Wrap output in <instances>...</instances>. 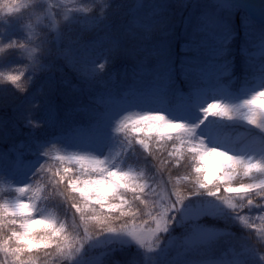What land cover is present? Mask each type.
<instances>
[{
	"label": "rangeland",
	"instance_id": "374dc122",
	"mask_svg": "<svg viewBox=\"0 0 264 264\" xmlns=\"http://www.w3.org/2000/svg\"><path fill=\"white\" fill-rule=\"evenodd\" d=\"M90 1L93 2L94 11L90 13L91 15H87L84 9ZM247 9L252 12V8L247 7ZM235 10L232 1L231 7L226 6V0H6V3H2L0 16L4 22L0 26V57H4L9 62L18 50L25 52V47L13 46L15 43L13 40L15 41L20 32H25L28 40H33L39 36L42 28H47L50 24L49 31L52 30V35L49 42L52 43L53 49L50 53L46 51L44 60L40 61H43V64L39 65L40 69L37 73L43 76L41 79L43 82L37 91L46 88V81L56 87L58 79L62 78L61 84L66 87L65 91L76 93L80 98L77 99V103L84 102L81 100L84 92H92L95 93L96 102L106 101L109 109L102 114L98 110L95 111L96 106L90 109L84 106L85 114L91 117L97 116L101 123L90 122L87 124L89 129L84 128L83 132H76L69 139L45 145L38 143L33 150L20 144L9 147V152L14 156L18 155L20 150L23 151L21 159L25 161V165L28 164L29 171H25L24 176H15L14 171L7 174L0 170V190H10L17 194L21 192L19 189H24L18 200H15L16 197L4 196L1 215L14 217L11 213L18 204H30L33 217L51 222L58 230L56 238L60 239V232L65 230L64 222L58 221L59 216L54 208L42 202L41 185L36 182L33 186L29 178L39 168L42 171L48 168L49 162L46 159L58 160L63 167L66 165L80 167L76 158H82L86 166L92 160H103L110 171L128 172L135 178V183L146 185L140 195L150 208L145 220L149 221L152 228H155V223L151 221V216L163 211L169 203H174L176 194L188 199L169 214L176 217L166 233L171 242L168 243V247H160L157 255L144 251L149 244L155 243L153 237L146 238L145 248H141L126 235L129 231L141 230V225L146 232L149 225L144 224L145 220L121 225L116 228L118 232L103 231L104 228L94 231L90 228V224L94 221L98 222L93 217L100 214V219L103 218V212H107V209L89 207L82 217L73 205L72 209L77 215L78 222L87 228L85 229L87 238L80 241L85 243L84 248L77 246L79 251L75 252L70 264H94L97 258L95 249H104L102 254L117 252L115 264L126 262L150 264L152 258L154 264H184L185 259L211 260L212 264H261L257 259V254L264 252V212L259 210L262 207L260 202L258 207L251 209L245 207L239 211L238 214L243 215L245 220L238 221L235 218V210L228 208L221 199L211 197L208 193L186 196L181 191L174 190L177 181L174 177L167 178V184L158 180L152 183L149 179H140L143 177L142 169L133 164H125L124 158H121L122 152L127 153L132 148V141L146 154L152 149L155 155H158V159L162 157V153H159L160 149H166V158L170 159H177L184 154L194 157L187 146L195 142H203L209 149L244 159L251 158L254 163H264V132L257 127L260 124L264 125V98L255 102V124H248V109L240 107L245 100L250 99L257 92L264 91V39L254 37L250 28L246 26L248 24L246 18L238 17ZM13 15L18 16L12 20ZM207 15L214 16L218 21L220 25L218 33L200 31L199 18ZM56 17L59 19H55ZM22 18H26L22 28L14 31V28L19 26L16 22ZM93 27L112 31L105 44L108 49L114 52L117 50L115 54L119 58L120 67L124 69L126 65L132 66L129 76L123 69L120 76L110 78L106 70H101L97 66H89L81 70L72 66L71 59L87 62L94 57L78 54H73L71 57L70 54H66L67 49L64 46L71 38L78 37V30L81 31L80 37L83 40L85 30ZM239 28L242 39L231 43V40L237 36L236 31ZM131 30L134 32L130 33ZM189 47L193 51H188ZM107 57L111 59V56L106 54L103 59ZM24 58L27 61L26 66L32 69L35 66L34 49H30ZM190 64L191 73L186 75V69ZM65 65L73 70H71L72 77H78L79 86L73 84L69 72L64 70ZM239 67L241 73L235 71ZM165 73L170 77L167 83L161 78ZM101 75L109 77L111 86L115 85L118 79L129 83L124 84V90L120 88L109 92L111 88H108L105 91L95 82ZM3 87L4 84H0V89ZM3 94L6 95L4 89L0 91V96L3 97ZM13 96L9 94L6 97ZM23 98L32 103L35 112L45 114L51 111L48 105L44 107L46 100L42 96H36L35 92L29 94L28 91L24 93ZM209 103L228 105L232 109L230 113L232 118L230 120L220 116L205 118L203 109ZM144 115H163L167 120L182 123L194 131L191 136H186L178 129L159 134L157 130L147 127L117 130L121 121L126 120L131 124ZM11 117V111L0 114V143L9 142L10 146L12 142L23 141V135L8 137L6 140L1 137L8 133L6 125L11 124ZM27 125L28 122L24 127ZM243 130L251 131L253 134H247L246 138L258 140V143L251 145L248 141L249 145H247L242 142ZM175 135L181 138L172 145L169 143L170 137ZM194 161L196 168L198 165L195 157ZM203 163L209 171L197 173L194 170L196 173L194 181L196 183L203 181L204 175L208 174L211 176L208 185L223 183L216 179L218 173L212 174V169L217 166L215 162L209 158ZM38 178L41 179L42 175L40 174ZM261 181H264V175L256 171L244 175L242 169L237 166L229 183L233 187H239L241 184H258ZM74 194L80 200L78 193ZM217 195L231 198V202L237 204L238 209L239 203H242L239 202L237 194L223 193V187ZM258 197H254L255 205ZM197 206H206L216 211L215 215L201 217L200 223L213 227L220 235L207 243L186 248L183 241L190 229L180 237L174 234V231L182 222L183 225L188 224L184 216L188 209ZM212 217L217 221L212 222ZM17 226L20 228V224ZM41 227L45 228V225H36L32 232L36 234V229ZM234 227L240 228L246 234L235 233ZM246 228L255 230L252 237L249 236ZM9 233L11 236L13 232ZM163 234L161 233L160 236ZM122 245H136L139 251L132 254L125 253L119 247ZM107 246L110 248H105ZM45 248L44 244L33 245L28 252L33 255L41 254L47 250ZM181 249H184L183 252ZM184 253H188V256Z\"/></svg>",
	"mask_w": 264,
	"mask_h": 264
},
{
	"label": "snow or ice",
	"instance_id": "6c2138e0",
	"mask_svg": "<svg viewBox=\"0 0 264 264\" xmlns=\"http://www.w3.org/2000/svg\"><path fill=\"white\" fill-rule=\"evenodd\" d=\"M226 6L231 7V0H226ZM199 29L202 32H207L210 34H216L220 30V25L216 18L212 15L202 16L199 18ZM188 51H193L191 47L187 49ZM100 68L103 67L101 64ZM38 69L34 68V71ZM191 73V64L186 69V75ZM165 83L169 82L170 77L165 73L161 77ZM7 79L20 90L24 92L25 88L21 87L17 82L20 80L19 75L8 76ZM29 83V80L26 79ZM264 98V91L257 92L250 99L243 102L240 107L248 109V124H255V113L256 109L254 107L255 102L258 99ZM232 109L225 104L220 103H209L203 109V115L205 118L208 116H220L227 117L229 120L232 118ZM202 122V121H201ZM129 127L135 129L140 127H147L150 129L157 130L158 134L160 132H169L173 130H180L184 135L191 136L194 129L186 127L182 123H173L167 120L163 115H144L139 117L136 121L131 124L123 120L118 125V131H125ZM257 127L264 132V125L260 124ZM189 152L193 153L197 160V167L195 171L197 173H208V169L204 167V161L211 158L217 165L212 169V174L216 175V179L223 181V193H235L239 198V209L237 204L231 202V198L226 196H218L217 193L221 188V184H213L212 187L208 186V182L211 181V176L208 174L204 175L203 181H198L199 188L205 189L208 195L211 197H216L221 199L223 203L230 209L235 210V218L238 221H244L245 217L239 215L238 212L245 207L251 209L254 204V197L259 196L264 193V181L258 184H241L239 187H233L230 185L233 174L235 173L236 167L239 166L244 175H248L252 171L259 172L264 175V163L252 162L251 158L244 159L240 156L229 155L226 152L218 151L216 149H209L204 146L203 142H195L188 145ZM179 151V149L177 150ZM223 161L224 163H221ZM76 162L80 164L83 169L82 176L68 175L69 170L65 169L63 173L59 174L58 182L66 181L67 189L73 193H78L81 203H74L76 212L80 213L83 217L89 207H98L101 210L107 209L108 213H119V216H135L136 213L131 211L132 205L128 199L125 198V194L135 193V200L144 204L145 201L141 199L140 193L143 192L146 187L145 184L135 183V178L132 177L128 172L122 171H110L103 160H92L86 166L82 158H76ZM95 174V175H91ZM19 191L23 192L24 189L21 188ZM188 197L176 194L174 203L171 202L167 207L157 215L151 216V221L155 223V228L150 226L148 220L144 221V224L149 225L147 231L143 230V225H141V230L139 231H129L126 233L130 237L131 241L141 248H145L146 238L153 237L155 239V246L149 244L147 246L148 250H152L159 244V237L161 233H167L169 227L172 225L173 221L176 219L174 215L170 216L177 207L181 206ZM259 203V201H255ZM128 205L126 210L125 206ZM264 212V206L259 209ZM216 211L208 208L197 206L188 209L184 216V220L188 222L190 232L185 237L183 243L186 248H192L198 244L207 243L210 240L215 239L220 233L213 227L205 226L200 223V219L203 216L215 215ZM12 216H19L23 218V222L20 224V228L23 229L22 232H13L12 235L7 240H0V252H3L6 256L11 254L17 260L19 259V254L30 250L33 245L44 244L46 247L51 246V241L53 237L58 235V230L53 227L51 222H45L41 219L34 218L32 215V205L20 203L17 205L16 209L11 213ZM93 219H97L98 223H105L108 219L105 216L100 219V214L94 216ZM15 221H13L14 223ZM250 223V222H249ZM45 225L46 235H38L32 232V229L36 225ZM108 232H118L117 229L109 227ZM82 245V242L80 246ZM59 247V245H57ZM79 247L72 249V252H78Z\"/></svg>",
	"mask_w": 264,
	"mask_h": 264
},
{
	"label": "trees",
	"instance_id": "16d2710c",
	"mask_svg": "<svg viewBox=\"0 0 264 264\" xmlns=\"http://www.w3.org/2000/svg\"><path fill=\"white\" fill-rule=\"evenodd\" d=\"M2 3H6V0H0V5ZM87 8L84 9V11L88 14L92 13L94 11V8H93V2L90 1L86 4ZM18 15H13L12 17V20L15 19ZM60 18H61V15H59ZM55 19H59V17H56ZM26 21V18H22L21 20L17 21L16 22V25H19L18 27H15L14 31H19V29L22 28V25L24 24V22ZM62 28H65L64 25H61ZM50 29V24L47 28H42L40 30V33H39V36L35 37L33 40H28L27 36L25 35V32H20L18 34V37L15 39V41L13 40L14 45L13 46H23L25 47V52H23L24 50H18L17 51V54L18 56L13 58L12 59V63L13 64H10V65H7L6 66H3L2 64V61L4 59V57H0V78L1 79H6L8 76H14L16 75L17 73L13 72L11 73L12 71H18L20 68V71L23 70V71H26L27 70V61L26 59L24 58L26 53L30 51V49H34V54H35V59L34 61H41L44 59V55H43V51L44 49H48V46L49 44H47V39H50L51 35H52V30L49 31ZM80 30H78L77 34H78V37H73L71 38L69 41H68V45H65L64 47L67 49V52L66 54H70L72 55L73 54V48L75 47V44L71 43L72 41H79L81 40V37H80ZM103 35H104V32L102 31H97L95 30L94 28H91V29H88V30H85V36L83 38V41H90L91 44H95L99 39L103 38ZM117 51V50H116ZM19 74V73H18ZM20 76V74H19ZM6 77V78H5ZM1 79H0V84H1ZM29 80H36V77H34V75H30L28 77ZM103 81H105L103 79ZM99 82V80H98ZM106 86L108 85V87L111 85V82L108 81L107 83H104ZM89 93H86L85 95L87 96ZM192 184V181L190 180L189 182H187L186 184H184L182 186V189L185 191V192H192V191H195L197 188L196 187H190V185ZM199 191H207L205 189H200ZM126 196L130 199V203L132 205V212H135L136 213V217H142L146 214L147 212V209L145 206L141 205L139 203V201H135L134 200V195L131 193L127 194L126 193ZM62 203H66L68 202V200L65 198V199H59ZM74 199H71L69 201V203H73ZM105 216V215H104ZM108 217V219L105 221V226L110 223L115 225L114 222H117V220H121L120 222H127L129 220H131V218L133 216H119L118 214L114 213V214H108L106 215ZM95 226H97L98 223H94ZM104 226V227H105ZM76 232H77V237H81V233L80 231L76 228ZM58 247L57 246H52L49 249H47L45 252L41 253V254H36V255H33L31 252H22L19 254V257L23 260H30V259H36L38 260V264H44L45 261L47 260V255L49 254L50 255V258L52 257V260H54L55 258V252H56V249ZM104 252V251H103ZM102 259V258H101ZM51 261V260H50ZM49 261V263H50ZM109 261V260H108ZM60 264V263H59ZM110 264V263H109Z\"/></svg>",
	"mask_w": 264,
	"mask_h": 264
},
{
	"label": "clouds",
	"instance_id": "9594fccd",
	"mask_svg": "<svg viewBox=\"0 0 264 264\" xmlns=\"http://www.w3.org/2000/svg\"><path fill=\"white\" fill-rule=\"evenodd\" d=\"M166 234V233H164ZM163 243L162 237L159 238L158 246L154 247L152 250L144 249L146 253H156L159 249L161 244ZM183 252V249H181ZM185 256H188V253H184ZM175 256V254H174ZM257 259L261 261V264H264V252H260L257 254ZM150 264H154V259L150 261ZM184 264H212L211 260H195V259H185Z\"/></svg>",
	"mask_w": 264,
	"mask_h": 264
}]
</instances>
